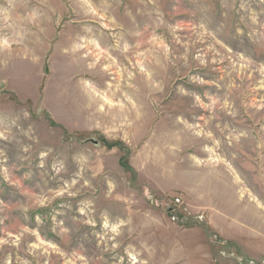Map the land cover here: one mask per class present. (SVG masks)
Here are the masks:
<instances>
[{
	"label": "rangeland",
	"instance_id": "374dc122",
	"mask_svg": "<svg viewBox=\"0 0 264 264\" xmlns=\"http://www.w3.org/2000/svg\"><path fill=\"white\" fill-rule=\"evenodd\" d=\"M0 264H264V0H0Z\"/></svg>",
	"mask_w": 264,
	"mask_h": 264
},
{
	"label": "trees",
	"instance_id": "16d2710c",
	"mask_svg": "<svg viewBox=\"0 0 264 264\" xmlns=\"http://www.w3.org/2000/svg\"><path fill=\"white\" fill-rule=\"evenodd\" d=\"M170 212H171L172 214H174V218H176V216H175L176 213H175V212H172L171 210H170Z\"/></svg>",
	"mask_w": 264,
	"mask_h": 264
},
{
	"label": "built area",
	"instance_id": "2783aa9c",
	"mask_svg": "<svg viewBox=\"0 0 264 264\" xmlns=\"http://www.w3.org/2000/svg\"><path fill=\"white\" fill-rule=\"evenodd\" d=\"M176 201H179L178 199H176Z\"/></svg>",
	"mask_w": 264,
	"mask_h": 264
}]
</instances>
